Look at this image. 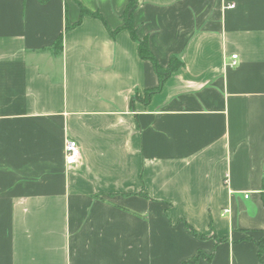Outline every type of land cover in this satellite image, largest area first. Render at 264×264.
Wrapping results in <instances>:
<instances>
[{"label":"crops","instance_id":"1","mask_svg":"<svg viewBox=\"0 0 264 264\" xmlns=\"http://www.w3.org/2000/svg\"><path fill=\"white\" fill-rule=\"evenodd\" d=\"M130 1L183 64L148 103ZM262 237L264 0H0V264H264Z\"/></svg>","mask_w":264,"mask_h":264},{"label":"trees","instance_id":"2","mask_svg":"<svg viewBox=\"0 0 264 264\" xmlns=\"http://www.w3.org/2000/svg\"><path fill=\"white\" fill-rule=\"evenodd\" d=\"M133 10H134V5L133 2L130 1L127 10L124 14V26H123V30H127L132 38L133 41H135L138 44V54L139 57L142 60H146L149 61L154 68L155 73L157 74L158 78H159V85L157 88L149 90L146 92L145 94V100L146 103L150 102L151 98L153 95L159 93L165 83L168 81V79H170V77L176 72L178 71L180 68L183 67V64L176 58V57H172L169 65L167 68H163L157 61L156 57L154 56V54L151 52L150 48H149V44L147 40H143L140 41L136 35V31L134 29V23H133ZM87 16H91V17H95V18H99L102 21L103 18L98 15V14H94L91 13L90 11H88L87 9L81 7V17H87ZM111 35L114 36V32H111ZM62 42H63V38L60 37L57 42L54 45V52L55 54L60 52L62 50ZM186 228L196 237L198 238H202L201 236H199L190 226L186 225ZM248 240L255 242L258 251H259V256L262 257L264 255V237H262L261 239H259L258 241L253 240L252 238H248ZM201 254H199L195 259H193L192 261H190V263H195L197 258L200 257Z\"/></svg>","mask_w":264,"mask_h":264},{"label":"built area","instance_id":"3","mask_svg":"<svg viewBox=\"0 0 264 264\" xmlns=\"http://www.w3.org/2000/svg\"><path fill=\"white\" fill-rule=\"evenodd\" d=\"M234 6H231V8H233ZM238 56H233L232 59L236 60ZM232 66H236L237 63L235 61H233V63L231 64ZM82 156V152L81 149L78 145V143L73 140V139H69L66 142V146H65V162L67 164V166L72 167L77 165V163L79 162L80 158ZM247 198V196H246Z\"/></svg>","mask_w":264,"mask_h":264}]
</instances>
